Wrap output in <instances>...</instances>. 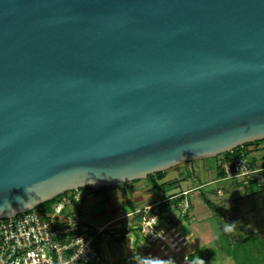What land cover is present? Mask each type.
<instances>
[{
	"label": "water",
	"instance_id": "water-1",
	"mask_svg": "<svg viewBox=\"0 0 264 264\" xmlns=\"http://www.w3.org/2000/svg\"><path fill=\"white\" fill-rule=\"evenodd\" d=\"M264 139V0H0V218Z\"/></svg>",
	"mask_w": 264,
	"mask_h": 264
},
{
	"label": "crops",
	"instance_id": "crops-1",
	"mask_svg": "<svg viewBox=\"0 0 264 264\" xmlns=\"http://www.w3.org/2000/svg\"><path fill=\"white\" fill-rule=\"evenodd\" d=\"M239 151L246 152L254 168L250 178H222L223 172L218 173V165L225 156L217 155L213 160L199 161L198 159V161L180 162L152 177L135 178L120 184L91 188L86 191L75 209L88 222L97 226L106 225L102 233L98 235L96 243L98 256L89 264H208L215 255V251L207 247V241L211 239L217 241L210 218L212 212L200 218V223H195L193 229H185L190 237L186 260L173 261L165 257L156 246L142 238L137 227L138 209L143 205L185 190H187V196L191 191L199 190L203 185L212 182L217 184L215 190L218 194L222 195L225 189L229 192L226 203H229L227 207L232 212H226L224 216L233 226L232 230L235 233L246 234L264 230V140L241 145L237 151L234 150L226 156L232 157ZM199 163L201 168L206 169L209 177L202 180L201 175L193 176L199 180L189 186L181 187L179 179L186 181L190 172L195 175L192 171ZM152 181L158 186H152ZM204 197L209 198L203 195V200ZM173 199L175 198H168L166 201L171 202ZM191 205L190 202V207ZM173 209L176 208L169 206L163 213L164 223L173 221L170 215ZM164 217L168 222H165ZM189 217L190 213L185 220L189 221ZM222 253L229 256L223 249Z\"/></svg>",
	"mask_w": 264,
	"mask_h": 264
},
{
	"label": "built area",
	"instance_id": "built-area-1",
	"mask_svg": "<svg viewBox=\"0 0 264 264\" xmlns=\"http://www.w3.org/2000/svg\"><path fill=\"white\" fill-rule=\"evenodd\" d=\"M219 164L222 178H250L254 172L244 151ZM89 189L84 186L66 190L46 208L36 206L0 218V264H89L94 261L98 256V235L106 225L88 222L75 209ZM186 193L187 190L138 209L139 234L173 261L188 259L190 237L177 223L162 221L165 210L160 204L175 198L169 206L176 208L181 216H187L191 207Z\"/></svg>",
	"mask_w": 264,
	"mask_h": 264
},
{
	"label": "trees",
	"instance_id": "trees-1",
	"mask_svg": "<svg viewBox=\"0 0 264 264\" xmlns=\"http://www.w3.org/2000/svg\"><path fill=\"white\" fill-rule=\"evenodd\" d=\"M251 142L253 141L245 142L242 145ZM239 146L240 145H238V147ZM238 147H235L232 150H227L223 152L222 155L225 156V159L230 158L226 155L234 150L237 151ZM161 173L162 170H158L153 173H149L146 177H152L155 174L159 175ZM218 173H222L220 164L218 165ZM152 186L157 187L158 185L152 181ZM58 196L59 195L51 200L40 203L37 207H48L49 204ZM173 200L176 201V199ZM204 200L212 210L210 218L214 225L213 232L224 252L233 258L236 264H264V230L249 232L246 234L235 233L232 230L233 226L229 225L228 220L224 218L220 208L209 198L204 197ZM160 207L162 210H168L169 201H163L160 204Z\"/></svg>",
	"mask_w": 264,
	"mask_h": 264
},
{
	"label": "rangeland",
	"instance_id": "rangeland-1",
	"mask_svg": "<svg viewBox=\"0 0 264 264\" xmlns=\"http://www.w3.org/2000/svg\"><path fill=\"white\" fill-rule=\"evenodd\" d=\"M256 141H259V140H256ZM222 153H219L216 155L202 156V157L193 158L190 160H197V161H198V159H199V161L201 159L213 160V159H215V157L217 155H222ZM190 160H186V161H190ZM205 170L206 169L201 168L200 163L197 164L195 166L194 170L192 171L195 175H193L190 172V175L186 179V181L184 179H179L181 187H185L187 185L189 186L192 183H195L199 180L198 178L195 179L193 176L196 177L198 175H201L202 180L207 179L209 177V174ZM216 185H217L216 183L212 182V183L203 185L201 188H199V190L191 191L187 195V197L189 198V200L192 204L191 209H190L189 221L185 220L186 216H181L177 209H173L171 211V214H170L172 217V220H173L172 222L177 223L181 229L186 231L185 229H187V228L193 229V227L195 226V223H198V222L200 223V221H199L200 218H202L208 214H211L212 210L204 202L203 195L208 196L212 201H214L216 204H218L220 206L219 208L222 211L223 215L226 212L231 213L232 212V211H230L231 209L227 207L229 203H226V201H228L227 198L229 197V192L225 189L224 193L222 195L218 194L215 190ZM229 201H232V200L229 199ZM225 217L226 216H224V218ZM164 220H165V222H168L165 219V217H164ZM207 247L212 248L215 251V255H213L212 258L208 261V264H236L235 261L233 260V258H231L229 256H225L222 253V249H221L218 241H215L213 239L208 240L207 241Z\"/></svg>",
	"mask_w": 264,
	"mask_h": 264
}]
</instances>
